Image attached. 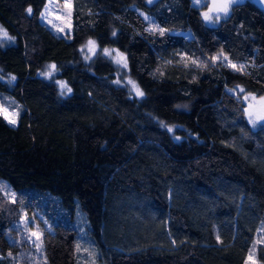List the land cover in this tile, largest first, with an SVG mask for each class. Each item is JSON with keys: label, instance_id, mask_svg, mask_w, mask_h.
<instances>
[{"label": "trees", "instance_id": "16d2710c", "mask_svg": "<svg viewBox=\"0 0 264 264\" xmlns=\"http://www.w3.org/2000/svg\"><path fill=\"white\" fill-rule=\"evenodd\" d=\"M149 1L73 0L66 38L42 22L47 0H0V106L18 110L14 126L0 114V264H247L254 248L264 264V127L240 91L264 95V6L211 27L208 3Z\"/></svg>", "mask_w": 264, "mask_h": 264}, {"label": "rangeland", "instance_id": "374dc122", "mask_svg": "<svg viewBox=\"0 0 264 264\" xmlns=\"http://www.w3.org/2000/svg\"><path fill=\"white\" fill-rule=\"evenodd\" d=\"M154 1L155 0H150L148 3L151 4ZM243 1H245V0H237L236 3H232L230 5L228 15L225 16L223 12H217V11H211L210 12L209 11L211 8H213L214 4L218 5V4L222 3L223 0H193L194 4L198 7L203 6L205 3L209 4L208 8L206 10H202L201 14H202V18H203L204 22L211 27L218 26L219 23L221 22V20L226 19L230 15L233 6L236 4H239ZM256 2H259V0H256ZM73 12H74L73 0H47L46 7L44 8V11H43L42 16H41V20L56 35L68 38L69 35L71 36V34H72ZM205 13H209V15L213 17V19L210 21H206L204 19ZM217 15H219V17H220L219 20L215 19V17ZM2 36H3V34L0 33V38ZM107 50H109L110 55H106V56L109 57L118 67L117 84L120 87H126L131 92L137 94L135 89H133L132 83H129V81L133 82V80L129 77V74H128L127 59H126L125 55L123 53L116 51V50H112V49H107ZM97 52H98V47H97L96 43L94 44V46L89 45L87 43L82 48V53L84 54V57L86 59L92 58L93 56H95L97 54ZM102 52L104 53V51H102ZM215 59L218 61H222L223 63H228V60H225L224 56H222V55L216 56ZM49 71L52 72V75L48 78L54 79V76H55L54 70H52L48 67L46 72H49ZM59 83H61V82H59ZM61 90L64 93H66L67 88H64V89L61 88ZM245 96L246 95H244L242 92L241 98L243 99V101L246 104V109H247L246 115H247V119H248L250 126L254 130H257L261 127H264V120L256 119L257 116L264 115V100L261 99V98H264V95L263 96L247 95L248 96L247 100L244 99ZM253 97H255V99H253ZM249 104L252 105L251 108H249ZM3 109H5L7 111L9 116H11V114L13 112H15L16 114L18 113V110H10L8 107H3ZM249 112L253 113L252 118L254 120H256L255 126L249 120V115H248ZM15 119L17 120V115H16ZM11 196H13V194H9L10 199L13 200V198ZM77 209L79 210V213H78V220L79 221H77L75 219L74 227L76 228V230L78 232V239L80 238L79 240L81 241V244H82V241L85 240V242L92 245V248H93V244L91 241L92 237L88 233V222H87L86 215L84 214V212L82 210L80 211L79 208H77ZM29 222L30 221H29V219L26 218V216H24L22 218V220L19 224V228L21 230V235L24 239H26L31 244H33L34 248L33 247L32 248L34 251H36V256L38 258H40L42 256L41 235L39 234V231L37 230V228H38L37 226L30 228ZM19 228H16V229L19 231ZM33 233H36V235H33ZM37 237H39V238H37ZM92 248H91V246L89 247V249H92ZM80 249L83 252L86 251L85 248H80ZM254 253H256V248H254L252 253H251V258L253 257L252 260H250L247 264H256V263L258 264V262L256 261ZM97 263L99 264V261H97ZM87 264H91V263H87Z\"/></svg>", "mask_w": 264, "mask_h": 264}, {"label": "snow or ice", "instance_id": "6c2138e0", "mask_svg": "<svg viewBox=\"0 0 264 264\" xmlns=\"http://www.w3.org/2000/svg\"><path fill=\"white\" fill-rule=\"evenodd\" d=\"M236 2H237V0H223V2L220 3V4H218V5H217V4H214L213 8H211L209 11H210V12H211V11L223 12L224 15L227 16V15H228V12H229L230 5H231L232 3H236ZM27 11H28L29 14H31L32 9H31V8H28ZM204 19H205L206 21H210V20L213 19V17L210 16L209 13H205V14H204ZM215 19H216V20H219V19H220L219 15H217V16L215 17ZM163 31H164V30L161 29V32H163ZM0 33H2L4 37H7V33L4 32L2 29H0ZM88 44L94 46L95 42L90 40V41L88 42ZM0 46H2V45H0ZM104 54H105V55H110L109 50L105 49V50H104ZM214 59H215V58H214ZM224 59L227 60V57H224ZM125 66H126V65H125ZM232 67H233L234 69L238 70V71L243 69V66H242V65L239 66V68H237L236 65H232ZM49 68L52 69V70H55L56 66L53 64V65H50ZM41 75H45V76H47V77H50V76L52 75V72L49 71V72H46V73H41ZM0 79H2V77H0ZM15 79H16V77H15V76H12L10 82H11V81H15ZM58 83H59V82H58ZM129 83H132L133 89H135V91L137 92V95H139V96H143V95H144V93L138 88L137 85H135L132 81H129ZM60 87H61L62 89H64V88H66V85L63 84V83H60ZM238 87H239V86H238ZM68 91L70 92L71 89H68ZM230 91H231V90H230ZM240 91H241V92H244V89H243V88H240ZM244 99L247 100V99H248V96L246 95V96L244 97ZM253 99H255V97H253ZM261 99L264 100V98H261ZM251 107H252V105L249 104V108H251ZM246 111H247V109H246ZM0 114H3L4 119H5L9 124H11V125H13V126L16 124V119H15V117H16L17 114H16L15 112H13V113L11 114V116H9V114L7 113V111H6L5 109H3V106H0ZM248 115H249V120H250V122L253 123V125L255 126L256 120H254V119L252 118V117H253V113H252V112H249ZM256 119H258V120H264V115H259V116H257ZM168 131L171 132V131H173V129H172V128H168ZM177 139H179V138L177 137ZM33 235H36V233H33ZM37 238H39V237H37ZM249 258H251V255H250Z\"/></svg>", "mask_w": 264, "mask_h": 264}, {"label": "water", "instance_id": "95a60500", "mask_svg": "<svg viewBox=\"0 0 264 264\" xmlns=\"http://www.w3.org/2000/svg\"><path fill=\"white\" fill-rule=\"evenodd\" d=\"M261 4L264 6V0H260Z\"/></svg>", "mask_w": 264, "mask_h": 264}]
</instances>
